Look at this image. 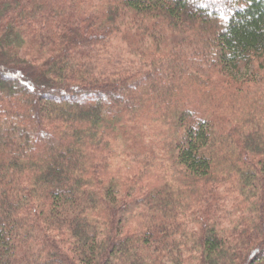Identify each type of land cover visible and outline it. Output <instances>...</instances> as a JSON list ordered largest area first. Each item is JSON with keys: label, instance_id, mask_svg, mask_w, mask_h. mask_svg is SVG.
Returning a JSON list of instances; mask_svg holds the SVG:
<instances>
[{"label": "trees", "instance_id": "obj_1", "mask_svg": "<svg viewBox=\"0 0 264 264\" xmlns=\"http://www.w3.org/2000/svg\"><path fill=\"white\" fill-rule=\"evenodd\" d=\"M0 264H264V0H0Z\"/></svg>", "mask_w": 264, "mask_h": 264}, {"label": "rangeland", "instance_id": "obj_2", "mask_svg": "<svg viewBox=\"0 0 264 264\" xmlns=\"http://www.w3.org/2000/svg\"><path fill=\"white\" fill-rule=\"evenodd\" d=\"M123 57H126V56H123Z\"/></svg>", "mask_w": 264, "mask_h": 264}]
</instances>
